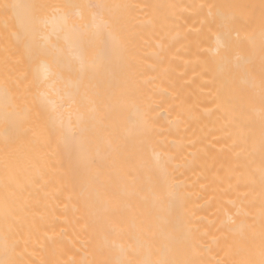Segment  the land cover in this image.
Returning a JSON list of instances; mask_svg holds the SVG:
<instances>
[{
    "label": "bare ground",
    "instance_id": "6f19581e",
    "mask_svg": "<svg viewBox=\"0 0 264 264\" xmlns=\"http://www.w3.org/2000/svg\"><path fill=\"white\" fill-rule=\"evenodd\" d=\"M3 4L0 264L264 262V0Z\"/></svg>",
    "mask_w": 264,
    "mask_h": 264
},
{
    "label": "snow or ice",
    "instance_id": "6c2138e0",
    "mask_svg": "<svg viewBox=\"0 0 264 264\" xmlns=\"http://www.w3.org/2000/svg\"><path fill=\"white\" fill-rule=\"evenodd\" d=\"M3 8L4 12L7 13L9 10H15L20 8L21 6L19 4H3L2 6H0ZM68 7H78L75 5H69ZM219 39V38H218ZM35 42V41H34ZM264 82V81H262ZM161 264H168V262L166 261H161ZM262 264H264V262H262Z\"/></svg>",
    "mask_w": 264,
    "mask_h": 264
}]
</instances>
